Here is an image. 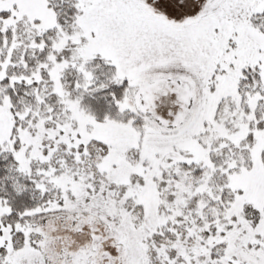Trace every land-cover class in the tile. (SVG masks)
Listing matches in <instances>:
<instances>
[{
    "label": "snow or ice",
    "instance_id": "6c2138e0",
    "mask_svg": "<svg viewBox=\"0 0 264 264\" xmlns=\"http://www.w3.org/2000/svg\"><path fill=\"white\" fill-rule=\"evenodd\" d=\"M0 264H264V0H0Z\"/></svg>",
    "mask_w": 264,
    "mask_h": 264
}]
</instances>
